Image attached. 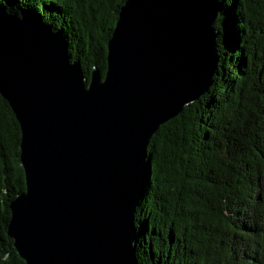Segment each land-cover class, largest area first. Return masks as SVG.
<instances>
[{
  "label": "water",
  "instance_id": "1",
  "mask_svg": "<svg viewBox=\"0 0 264 264\" xmlns=\"http://www.w3.org/2000/svg\"><path fill=\"white\" fill-rule=\"evenodd\" d=\"M220 0H125L89 80L60 32L0 7V96L25 189L7 235L25 264H137L135 212L161 125L209 90Z\"/></svg>",
  "mask_w": 264,
  "mask_h": 264
},
{
  "label": "trees",
  "instance_id": "2",
  "mask_svg": "<svg viewBox=\"0 0 264 264\" xmlns=\"http://www.w3.org/2000/svg\"><path fill=\"white\" fill-rule=\"evenodd\" d=\"M125 0H0L60 32L89 80ZM207 93L159 127L135 212L137 264H264V0H220ZM20 128L0 96V264H25L7 235L25 189Z\"/></svg>",
  "mask_w": 264,
  "mask_h": 264
}]
</instances>
